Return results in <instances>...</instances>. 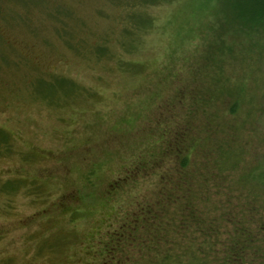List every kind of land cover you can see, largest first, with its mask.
Segmentation results:
<instances>
[{"label":"rangeland","instance_id":"obj_1","mask_svg":"<svg viewBox=\"0 0 264 264\" xmlns=\"http://www.w3.org/2000/svg\"><path fill=\"white\" fill-rule=\"evenodd\" d=\"M127 3L0 0V264H89L86 248L97 249L113 212L157 195L159 164L192 146L196 169H216L204 160L218 155L212 145L228 151L216 163L236 166L219 167L216 205L238 247L228 261L216 241L180 229L163 250H193L182 264H264V232L247 214L264 213L252 180L264 170V30L219 15L221 0ZM139 17L151 26L127 39ZM239 89L245 104L227 116ZM191 185L173 228L209 212ZM164 190L181 199L173 184Z\"/></svg>","mask_w":264,"mask_h":264},{"label":"trees","instance_id":"obj_2","mask_svg":"<svg viewBox=\"0 0 264 264\" xmlns=\"http://www.w3.org/2000/svg\"><path fill=\"white\" fill-rule=\"evenodd\" d=\"M163 1L165 0H128L127 7L136 9L149 4H158ZM216 10L219 15L224 14L226 18H231L237 23H241L247 30H264V0H221ZM138 19L141 22L137 21L138 27L135 31H132L129 27L124 30L127 39H129V35L132 33L135 35L136 31L148 29L152 24V21L147 18L139 17ZM129 25L130 22L128 23ZM173 52L172 50L171 53ZM97 54L102 53L98 50ZM169 58L172 61L173 55H170ZM176 58L178 59L179 55ZM169 64L170 62L168 60L165 64L163 63L162 68L164 72L168 69ZM74 91L71 93H74ZM70 94L65 96L69 97ZM227 100H229L227 104L229 107L225 115L235 116L239 106L245 104V92L241 89L236 90L230 93ZM162 136L164 137V134ZM161 141L159 140L154 145L157 146ZM0 143H6V135L2 134V132H0ZM211 147L213 152L218 155L213 154L210 158L204 160L216 166V169H206L205 166H200L196 169L200 162L196 159V149L192 146L185 148V150L179 153L176 159V165L159 164L158 171L152 173L155 178H159L156 182L158 183L156 184L157 195L151 194L150 192L142 196L140 200L133 198L132 208L127 206V209L116 211V214L113 212V223L110 219L109 225L97 237V249L92 250V248H86V250H89L86 252V259H89V264H177L176 261L178 264H182V259L184 260L185 255L190 254L193 250H188L187 248L177 251L163 250L168 244L175 243V239H178L176 233H181L179 231L180 229L189 234L193 231L200 237L205 238L206 235L207 238L213 239L221 245L222 252L225 256L224 259L230 261L231 256L238 247L236 237L239 240V236L238 234H234L235 230L232 231V227L235 225L233 221L230 223L224 220L221 213V206L217 207L216 205L218 204L216 197L220 195L219 167L229 171L235 169L234 167L236 166H227L223 164L225 162L223 160L220 163H216V160L228 151L223 152L222 148L219 149L213 145ZM192 166L193 170L187 172L186 170ZM137 167L141 170L139 166ZM183 172L190 174L189 180L185 178ZM252 180L259 182V185L264 187V170L260 176L253 173ZM187 183L190 184V191L187 190ZM191 183L196 184L197 188L200 189L201 199L205 195L200 204L204 205L203 207L205 208V204H209V212L204 213L202 211V214L198 215L196 213V216L192 217V221L188 224L183 225L179 223L178 227L173 228L168 217L179 214L178 209L174 208L178 207L176 206L178 201L180 200L182 202L183 199L188 201L190 200L188 196L194 200L195 192ZM159 184L161 185L159 186ZM166 184H173L177 191L176 193L180 195L181 199L164 190ZM152 187L153 189L151 191L154 190L155 185ZM217 188L219 191L216 190ZM162 192L164 196L160 195ZM233 192L231 189L227 190V194L230 193L232 195ZM214 207L216 208V212L213 211ZM179 211L182 213L183 210L179 209ZM261 213L262 216L260 215ZM247 214L250 220L258 216L257 233L264 232V213L261 212L259 206L252 205L250 210H247ZM164 223L167 224L163 226ZM221 229H223L222 234L220 232ZM141 230L144 231L143 241L138 235V232ZM140 253H142L141 256ZM141 257L143 259L142 263L140 262ZM190 260L187 258L183 264H190Z\"/></svg>","mask_w":264,"mask_h":264}]
</instances>
